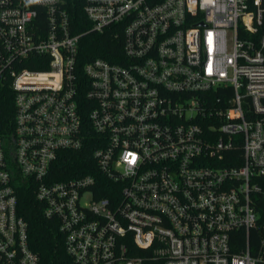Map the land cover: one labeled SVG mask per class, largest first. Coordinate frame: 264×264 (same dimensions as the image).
Masks as SVG:
<instances>
[{
  "label": "built area",
  "instance_id": "1",
  "mask_svg": "<svg viewBox=\"0 0 264 264\" xmlns=\"http://www.w3.org/2000/svg\"><path fill=\"white\" fill-rule=\"evenodd\" d=\"M84 12L88 31L124 43L81 73L63 0H0V89L14 106L0 132V264H39L24 185L57 221L65 264H264V0H86ZM91 133L111 196L93 174L52 178L59 152Z\"/></svg>",
  "mask_w": 264,
  "mask_h": 264
},
{
  "label": "trees",
  "instance_id": "2",
  "mask_svg": "<svg viewBox=\"0 0 264 264\" xmlns=\"http://www.w3.org/2000/svg\"><path fill=\"white\" fill-rule=\"evenodd\" d=\"M86 0H63V5L70 14L73 31L81 33L78 67L82 73L85 62L95 58H105L118 61L123 53V36L121 34L96 33L88 31L90 23L84 12ZM264 34V26L261 29ZM86 83V79L81 75ZM84 94V87L81 90ZM14 113L13 97L10 88L0 89V132L12 131ZM95 134L90 135L85 147L79 150H61L54 163L52 178L55 181L74 176L93 174L97 185L94 188L98 197L111 196L113 191L118 193L119 186L108 180L96 167L93 158ZM109 190L111 192H109ZM113 190V191H112ZM18 212L26 220L29 231V242L32 249L39 255V264H65L68 255L64 247V237L60 232L57 221L44 215L41 204L36 200V194L31 186L24 185L19 192Z\"/></svg>",
  "mask_w": 264,
  "mask_h": 264
}]
</instances>
